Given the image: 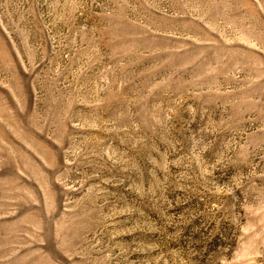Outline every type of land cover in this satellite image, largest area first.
I'll list each match as a JSON object with an SVG mask.
<instances>
[{
    "label": "rangeland",
    "instance_id": "1",
    "mask_svg": "<svg viewBox=\"0 0 264 264\" xmlns=\"http://www.w3.org/2000/svg\"><path fill=\"white\" fill-rule=\"evenodd\" d=\"M0 264H264V0H0Z\"/></svg>",
    "mask_w": 264,
    "mask_h": 264
}]
</instances>
